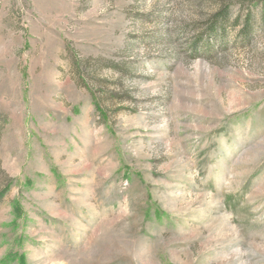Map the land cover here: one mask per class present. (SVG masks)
<instances>
[{
	"label": "rangeland",
	"instance_id": "374dc122",
	"mask_svg": "<svg viewBox=\"0 0 264 264\" xmlns=\"http://www.w3.org/2000/svg\"><path fill=\"white\" fill-rule=\"evenodd\" d=\"M262 1L0 0V264H264Z\"/></svg>",
	"mask_w": 264,
	"mask_h": 264
},
{
	"label": "trees",
	"instance_id": "16d2710c",
	"mask_svg": "<svg viewBox=\"0 0 264 264\" xmlns=\"http://www.w3.org/2000/svg\"><path fill=\"white\" fill-rule=\"evenodd\" d=\"M262 10H263V14H264V1H262ZM229 9L230 6L228 4L222 6L221 8H219L215 14L213 15V25L211 26V29L215 30L216 27L217 29H220L224 23H227L228 17H229ZM252 16L249 14L246 18V20H244L245 24H244V29L241 33L245 34V31L248 30L249 26H250V21H251ZM236 22H238V19H236ZM80 67V66H79ZM77 67V69H81ZM96 99V98H95ZM97 108L101 109V106L98 103L97 100ZM13 180L12 178H6L4 179L3 182V186L0 188V202H2L3 197L5 196V194L7 193V191L9 190V187L11 186Z\"/></svg>",
	"mask_w": 264,
	"mask_h": 264
}]
</instances>
